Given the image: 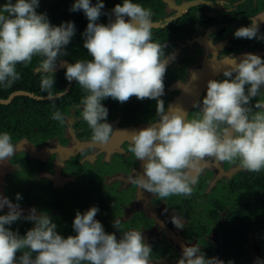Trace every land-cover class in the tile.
Listing matches in <instances>:
<instances>
[{
	"label": "flooded vegetation",
	"instance_id": "1",
	"mask_svg": "<svg viewBox=\"0 0 264 264\" xmlns=\"http://www.w3.org/2000/svg\"><path fill=\"white\" fill-rule=\"evenodd\" d=\"M6 2L0 0V6ZM133 2L152 10L153 40L167 45L169 64L162 99L166 107H183L188 119L199 113L193 104L206 95L208 80L225 78L223 70L232 56L238 61L246 53L264 58V40L234 36L236 29L248 26L252 18L257 20L259 32L264 33V0ZM74 3L40 0L36 9L46 13L54 26L69 21L75 24L67 55L58 58L54 69L55 99L41 91L44 74L38 70L39 56L28 66L17 65L21 79L11 87L0 85L2 100L19 92L10 102H0V133L8 132L12 143L18 145L9 161L0 162V194L19 203L23 212L21 219L6 227L24 236L34 226L24 216L35 208L37 214L50 215L58 233L66 238L76 235L73 221L77 211L83 214L98 206L96 219L106 233L121 237L113 226L116 218L121 220L123 230L142 232L153 250L152 264H178L183 247L196 243L206 257H218L225 264L264 261V170L253 173L242 169L239 161L230 164L209 158L189 197L161 199L140 189L129 180L143 172L142 164L128 151L131 133L148 127L158 117L156 100L135 96L125 103L111 97L101 101L109 110L107 121L114 135L107 145L92 142L80 103L86 92L77 81L70 82L65 76L67 64L91 58L83 35L89 21L82 10L70 11ZM118 3L123 0H104L97 23L115 20L112 9ZM193 72L197 79L190 82ZM261 91L252 105L258 99L264 100V86ZM55 111L66 117L64 124L52 118ZM18 193L22 197L19 201ZM8 211L5 205L0 215ZM173 215L182 220V228L172 222Z\"/></svg>",
	"mask_w": 264,
	"mask_h": 264
},
{
	"label": "clouds",
	"instance_id": "2",
	"mask_svg": "<svg viewBox=\"0 0 264 264\" xmlns=\"http://www.w3.org/2000/svg\"><path fill=\"white\" fill-rule=\"evenodd\" d=\"M39 4L40 0H7L0 6V85L11 87L21 79L17 65L28 66L39 56L38 70L44 74L41 91L55 99L54 69L58 58L67 55L75 24L69 21L52 25L46 13L36 11ZM103 8L104 0L95 4L75 0L72 5L70 11L82 10L89 21L83 35L91 58L67 64L65 76L70 82L77 81L86 92L80 101L82 119L91 129L92 142L100 145H107L114 135L107 121L109 110L101 101L111 97L125 103L133 96L157 101V121L131 133L128 151L143 167L142 174L129 177L131 183L161 199L189 197L209 158L230 164L239 161L242 169L253 173L264 170V100L251 103L262 95L264 58L246 53L238 61L232 56L223 70L225 78L208 80L206 95L193 104L199 113L188 119L183 107H166L162 99L169 56L165 53L167 45L153 40L152 10L133 0H123L112 9L115 20L97 23ZM234 36L264 40L255 18L248 26L236 29ZM195 79L193 72L190 82ZM52 118L61 124L66 121L60 111H55ZM17 148L8 132L0 133V162L9 161ZM21 198L18 193L17 201ZM5 205L9 211L0 215V264H152L153 250L142 232L123 230L121 220L116 218L113 226L121 237L106 233L96 219L98 206L83 214L77 211L73 221L76 235L65 238L58 233L52 217L37 214L35 208L24 216L34 226L24 236L19 235L6 226L21 219L22 209L19 203L0 194V209ZM172 222L182 228V220L176 215ZM178 264L225 261L206 257L196 243L183 247ZM256 264L264 261L258 259Z\"/></svg>",
	"mask_w": 264,
	"mask_h": 264
},
{
	"label": "water",
	"instance_id": "3",
	"mask_svg": "<svg viewBox=\"0 0 264 264\" xmlns=\"http://www.w3.org/2000/svg\"><path fill=\"white\" fill-rule=\"evenodd\" d=\"M18 93H19V92H16V93L10 95V97H9L7 100H2V99H0V102L8 103V102H10V100L12 99V97H13L14 95L18 94ZM20 93H22V94H27V95H29V96H33L32 93H28V92H20Z\"/></svg>",
	"mask_w": 264,
	"mask_h": 264
},
{
	"label": "rangeland",
	"instance_id": "4",
	"mask_svg": "<svg viewBox=\"0 0 264 264\" xmlns=\"http://www.w3.org/2000/svg\"><path fill=\"white\" fill-rule=\"evenodd\" d=\"M129 215H130V214H126V216H129ZM126 216L124 215L123 218L126 217ZM136 218H137V217H136ZM201 223H202V222H201Z\"/></svg>",
	"mask_w": 264,
	"mask_h": 264
}]
</instances>
